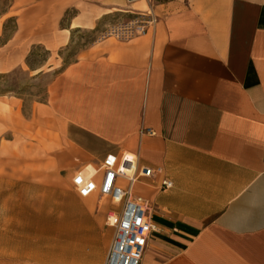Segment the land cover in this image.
Here are the masks:
<instances>
[{
    "label": "crops",
    "instance_id": "0c3cea01",
    "mask_svg": "<svg viewBox=\"0 0 264 264\" xmlns=\"http://www.w3.org/2000/svg\"><path fill=\"white\" fill-rule=\"evenodd\" d=\"M11 8L9 42L33 38L48 50L102 16L151 9L145 34L93 41L64 64L59 82L75 90L37 103L36 117L63 137L71 179L107 155L155 171L129 191L154 225L139 264H264V0H11ZM69 9L77 13L62 25ZM99 226L89 227L93 237Z\"/></svg>",
    "mask_w": 264,
    "mask_h": 264
},
{
    "label": "rangeland",
    "instance_id": "374dc122",
    "mask_svg": "<svg viewBox=\"0 0 264 264\" xmlns=\"http://www.w3.org/2000/svg\"><path fill=\"white\" fill-rule=\"evenodd\" d=\"M76 13L67 10L61 24ZM133 13L102 16L95 26L74 30L69 45L48 50L33 38L9 42L17 18L11 0H0V264H103L104 235L114 230L107 215L118 214L120 206L97 193L92 204L77 194L64 139L47 130L51 122L42 130L35 107L52 102L55 93L73 92L59 82L64 64L100 40L106 26ZM10 98L18 105L9 104ZM92 223L100 224L97 237L89 231Z\"/></svg>",
    "mask_w": 264,
    "mask_h": 264
},
{
    "label": "built area",
    "instance_id": "2783aa9c",
    "mask_svg": "<svg viewBox=\"0 0 264 264\" xmlns=\"http://www.w3.org/2000/svg\"><path fill=\"white\" fill-rule=\"evenodd\" d=\"M155 22V16L151 9L133 13L127 21H116L106 26L100 33V39L114 37L118 40H128L147 32ZM147 133L153 131L148 129ZM128 160H117L107 155L100 163L96 171L85 174L78 171L72 177V185L80 197H89L95 193L101 197H108L112 203L120 206L117 213L109 212L107 219L115 216L111 225L114 227L113 236L108 246L103 264H139L143 251L147 244L150 232L154 225L150 220L149 208L146 201L139 197L130 196V188L140 178L150 177L155 171L149 167L133 169L131 175L124 176L119 171L120 166L126 167ZM157 169L156 172H159ZM124 178L125 184L120 183ZM164 188L171 187V182L162 180Z\"/></svg>",
    "mask_w": 264,
    "mask_h": 264
},
{
    "label": "bare ground",
    "instance_id": "6f19581e",
    "mask_svg": "<svg viewBox=\"0 0 264 264\" xmlns=\"http://www.w3.org/2000/svg\"><path fill=\"white\" fill-rule=\"evenodd\" d=\"M129 159L130 160H129L128 165L126 167H124V166L119 167V171L123 172L124 176L131 175L133 172V169L135 168L133 158L129 157ZM112 219H113V221L115 220L114 215H113Z\"/></svg>",
    "mask_w": 264,
    "mask_h": 264
},
{
    "label": "trees",
    "instance_id": "16d2710c",
    "mask_svg": "<svg viewBox=\"0 0 264 264\" xmlns=\"http://www.w3.org/2000/svg\"><path fill=\"white\" fill-rule=\"evenodd\" d=\"M8 20H10V19H8Z\"/></svg>",
    "mask_w": 264,
    "mask_h": 264
}]
</instances>
